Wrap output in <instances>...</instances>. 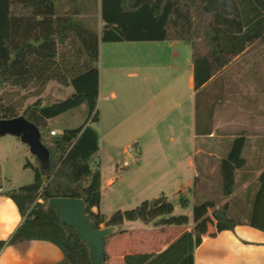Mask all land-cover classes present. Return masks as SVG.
I'll return each instance as SVG.
<instances>
[{"label": "trees", "instance_id": "16d2710c", "mask_svg": "<svg viewBox=\"0 0 264 264\" xmlns=\"http://www.w3.org/2000/svg\"><path fill=\"white\" fill-rule=\"evenodd\" d=\"M55 1L0 0V102L7 99L8 89L19 92L32 84L41 88L38 94L49 82L73 89L72 96L51 104L42 105L38 99L19 109L0 103V119L23 116L37 127L50 160L46 172L39 165L34 167L28 163L33 182L3 194L23 200L20 214L24 222L8 243L30 239L26 228L31 219H36L63 231L61 238L50 240L63 253L61 264H92L88 244L48 207L50 199L83 200L84 212L95 230L100 225L114 227L132 221L161 228L185 227L189 219L187 215L174 216L173 205L162 196L143 201L132 210H117L110 217L92 212L101 201L99 163L90 168L87 164L89 156L98 152V137L94 132L92 148L87 153L80 150L74 156V164L69 165L70 155L83 135V126L64 129L58 136L51 137L48 122L83 104L87 106L88 117L93 114L99 95L100 43L182 41L192 50L193 83L195 90H199L253 42H264V0H100V32L82 21L83 11L77 0H72L70 7L61 12L57 11ZM46 62L54 65L39 80V72L34 68ZM7 101L10 103L9 98ZM245 142L246 138L239 136L227 156L220 160V188L226 198L233 193L235 172L246 163L241 155ZM75 168L87 171L74 178ZM198 182L196 178L195 185ZM257 182L252 200V196L247 199L246 204L251 208L245 213L247 221L230 220L227 203L221 210L214 201L194 204L193 221L197 223L191 233L180 235L161 254H138L124 264H193L194 250L204 236L214 238L240 224L264 232V170ZM185 206L182 201V207ZM210 210V217L204 218ZM204 221H209V230ZM114 236L106 237L104 244ZM106 257L105 248L100 264H104Z\"/></svg>", "mask_w": 264, "mask_h": 264}, {"label": "crops", "instance_id": "0c3cea01", "mask_svg": "<svg viewBox=\"0 0 264 264\" xmlns=\"http://www.w3.org/2000/svg\"><path fill=\"white\" fill-rule=\"evenodd\" d=\"M63 2L67 10L72 0ZM77 2L80 4V0ZM58 3L56 0V7ZM174 43L167 47L162 60L161 56L155 55L137 62L106 66L108 71L121 72L124 88L121 97L114 88L104 98H100L99 92L98 109L103 100L107 109L97 112L100 114L97 118L99 128L95 133L99 138V149L95 155L99 173L101 158L98 154L101 155L104 145L114 147L116 135L123 134L130 140L128 146H133L137 157L135 169L127 180V195H122L118 203H141L153 194L167 199L171 193L180 200L183 196L182 199L187 200L186 206H189L187 197L191 195L196 204L195 188L201 181L195 185V179L208 178L214 171L218 173L220 160L227 156L235 139L246 138L241 153L244 159L247 150L252 153L260 150L257 143L264 137L261 136L264 134V67L256 70L252 63L244 61L247 60L244 56L254 45L264 42H253L199 90H195L193 83L192 52L180 62ZM106 121L111 124L106 126ZM116 183L117 178H113L107 186ZM0 186V264H61L63 253L50 240L61 238L63 231L54 226L31 219L26 228L30 239L8 243L24 222L20 214L23 200L3 195L14 189L11 184ZM207 200L203 198L199 204ZM100 206L101 201L92 212H100ZM187 216L192 222L193 215ZM127 223L132 227L136 221L114 226L115 236L105 245L104 264L115 260L124 264L138 254L158 255L173 242L163 239L173 227H155L150 223L145 225L146 229H138L140 234L136 233L135 238L116 243L119 236L135 233L127 230L131 229ZM183 233L178 232L174 238ZM193 264H264V232L240 224L214 238L204 236L194 250Z\"/></svg>", "mask_w": 264, "mask_h": 264}, {"label": "rangeland", "instance_id": "374dc122", "mask_svg": "<svg viewBox=\"0 0 264 264\" xmlns=\"http://www.w3.org/2000/svg\"><path fill=\"white\" fill-rule=\"evenodd\" d=\"M58 6L56 7L57 11L61 12L66 10V5L64 4L63 0H57ZM94 2V3H93ZM80 6L83 11L82 21L89 27L97 30L100 32L102 28V23L100 22V15H99V0H80ZM172 42L164 41V42H128V43H100L98 47L99 51V58L97 63V69H99V92L100 98H104L105 94L110 91L111 88H114L118 91L119 97H121V90L124 88L122 86V79L120 77V71H108L106 66L124 63L127 64L128 62H137L140 58L152 57L155 55L161 56V60L163 59V55L165 51L168 50L167 47L171 45ZM175 49H178V61H182L184 56L191 54V48L185 44L184 42H176ZM201 45V44H200ZM158 48L159 50H152L149 49ZM202 47V45H201ZM204 52V49H202ZM248 61L249 64H253L256 70H262L264 67V44H256L253 48L244 56ZM54 65L53 62H46L43 66H39L34 68L38 70L40 80L44 72ZM115 66V65H114ZM114 73H118L115 75ZM163 76V74H162ZM38 80V81H39ZM102 86V88L100 87ZM264 87V86H263ZM41 90L38 84H32L27 89L21 90L19 92L8 89L7 90V99L9 98V102L7 103V99L3 102H0L2 106L6 104L13 105L17 108L24 109L28 105H31L36 100L40 99L41 104H51L57 102V100H63L69 96L73 95V89L71 87H64L56 82H49L47 83L42 91L38 94ZM102 93V94H101ZM99 96V95H98ZM99 98V97H98ZM97 98L96 102V109L94 110L93 114L88 117L87 114V106L82 105L81 107L77 108L76 110L67 112L58 116L53 120L48 122L51 131H56V135L60 134L64 129H73L76 127L83 126V135L80 138L76 148L71 153L69 158V165H73L76 161L77 153L81 151H85L86 153L92 148L94 142L91 140L92 134L96 132L99 128L98 126V117L100 114L97 115V112H106V102H100V110L99 107V100ZM110 105L112 103H109ZM98 118V119H97ZM109 119V118H108ZM107 124H111V122L106 121ZM49 136L50 133H49ZM264 136V134H261ZM115 137V144L114 147L108 148L104 145L101 155V171L99 173L100 182H99V191L102 195L101 197V206L100 212L101 214L110 217L114 214L115 211H125V210H132V208L138 206L140 203L139 201H134L135 203L129 202L127 204L118 203L120 198L126 196V192L128 191V181L131 171L135 169V163H132L131 166L127 168H123L122 165L125 161H131L134 156L135 150L133 146L130 144L128 138H125L124 135H116ZM99 140V138H98ZM264 137H261L258 140L257 147L260 149L259 152L252 153V151L247 150L245 152V165L243 168L239 169L235 175V185L233 187V193L229 197H224L221 191V179L220 173H216V171L211 172V176L208 178L203 179L200 177L199 183L196 188L195 192L197 193L196 197V204L198 205L203 198L208 199V201H214L215 206L217 209L222 208L224 203L229 205L230 210H228V218L235 222H244L247 221V216L245 213L250 211L249 203L247 199L251 196L253 198V194L256 192L257 189V179L264 170ZM127 146V149H125ZM99 147V142H98ZM249 147V146H248ZM73 157V158H72ZM90 161L88 162V167H92L96 162H98V158L96 155L89 156ZM31 164L32 166H38L37 160L31 155L29 148L24 143L22 144L18 139L13 138L11 136H4L0 138V185H12L11 188L17 189L19 187H24V185L31 184L33 182V172L32 169L27 166V164ZM213 167V166H212ZM87 171L84 169H76L74 170L73 177L76 176L81 172ZM129 174V175H127ZM117 178V183L111 187L107 186V183L111 179ZM128 178V179H127ZM219 182V183H218ZM160 197V195L153 194L152 196H148V201L151 199H155ZM167 201H169L174 206V216H186V215H193L192 207L194 205L193 196L189 195L187 198L189 200V206L182 207V201H184L181 196V200L179 196L172 195L171 193L167 195ZM185 203L187 202L184 201ZM131 203V204H130ZM242 207V208H241ZM241 208V209H240ZM211 210L208 211L207 214L204 215L205 217H210ZM207 222V229L209 230L210 227ZM203 222V223H204ZM197 222L188 221V224L185 227H173V230H168L163 237L169 240H173L171 244H173L177 239L174 237L180 231H184V233H191L194 229V226ZM126 226H129L131 229L127 230H134L132 235L128 236H119L118 240L115 241L119 243L121 241L125 242L128 239L135 238V235H139L138 229H146V226L143 225L141 222L136 221L135 224L131 225L127 223ZM103 225H100L102 228ZM108 231L116 230L115 227H106ZM137 230V231H135ZM211 231V230H210ZM209 231V232H210ZM137 233V234H136ZM183 233V234H184ZM117 246V245H116ZM110 250V249H109ZM111 264H118L115 260L111 262Z\"/></svg>", "mask_w": 264, "mask_h": 264}, {"label": "water", "instance_id": "95a60500", "mask_svg": "<svg viewBox=\"0 0 264 264\" xmlns=\"http://www.w3.org/2000/svg\"><path fill=\"white\" fill-rule=\"evenodd\" d=\"M4 136H11L27 145L39 168L44 172L49 170V152L41 142V134L34 124L23 116L0 119V138ZM44 180L46 181V178ZM48 207L54 210L62 223L74 229L77 236L88 244L91 249V263L100 264L105 249L104 239L115 235V230L108 231L107 228L95 230L84 212V203L81 199L54 198L48 201Z\"/></svg>", "mask_w": 264, "mask_h": 264}, {"label": "built area", "instance_id": "2783aa9c", "mask_svg": "<svg viewBox=\"0 0 264 264\" xmlns=\"http://www.w3.org/2000/svg\"><path fill=\"white\" fill-rule=\"evenodd\" d=\"M51 137L58 136L56 135V131H51L50 132ZM137 161L136 155L133 156V159L131 161H125L122 165L123 168H129L132 163H135Z\"/></svg>", "mask_w": 264, "mask_h": 264}]
</instances>
